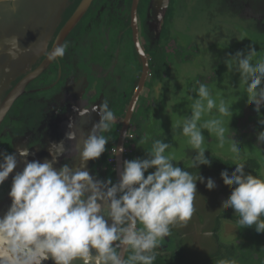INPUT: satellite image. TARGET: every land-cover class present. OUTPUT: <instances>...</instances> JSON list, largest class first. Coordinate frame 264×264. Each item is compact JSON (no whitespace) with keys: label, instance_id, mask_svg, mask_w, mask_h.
Wrapping results in <instances>:
<instances>
[{"label":"clouds","instance_id":"clouds-1","mask_svg":"<svg viewBox=\"0 0 264 264\" xmlns=\"http://www.w3.org/2000/svg\"><path fill=\"white\" fill-rule=\"evenodd\" d=\"M8 43V55L18 59L19 40L14 38ZM66 49V44L54 46L48 59L63 57ZM256 54L255 48L249 46L246 53L237 51L224 61L228 71L239 73L246 84L249 102H255L257 96L264 98V58L253 62ZM193 91L196 98L191 114L183 119L182 134L196 150L188 167L198 169L200 165L211 166L202 147V130L215 133L220 148L224 146L226 131L221 119L201 122L202 117L214 108L221 116H228L231 111L223 100L217 105L205 84ZM85 103L82 101L74 109L80 124L87 123L86 118L93 112L99 120L86 135L82 133L86 137L79 152L82 165L106 151L109 137L104 134L111 130L115 120L107 99L90 107ZM259 110L257 107L256 111ZM259 123L264 125V119ZM75 124L71 121L69 129ZM66 138L74 140L76 132L69 131ZM148 139L145 135L140 143ZM257 141H264V131L257 133ZM239 145L232 137L230 152L235 169L231 175L227 170L220 173L223 183L232 187L230 196L221 202V209H234L239 226L254 227L257 233H264V176L245 172L246 164L239 162ZM171 149V144L155 140L146 158L123 161L115 183L111 179H96L86 170H73L68 164L54 167L68 151L63 141L50 146L52 159L43 162L28 161V150L19 149L24 168L12 177L8 193L11 204L0 217V264H42L49 259L54 264H153L154 250L170 235V226L191 218L196 182H205L203 176H193L177 166ZM17 164V153H0V185ZM215 187V181L207 178L206 188ZM125 252L130 254L125 256ZM221 264L234 262L225 260Z\"/></svg>","mask_w":264,"mask_h":264},{"label":"flooded vegetation","instance_id":"flooded-vegetation-1","mask_svg":"<svg viewBox=\"0 0 264 264\" xmlns=\"http://www.w3.org/2000/svg\"><path fill=\"white\" fill-rule=\"evenodd\" d=\"M186 1L0 0V153H17L18 159L0 185V217L11 204L12 177L24 168L19 149L28 150V161L43 162L52 159L50 146L63 141L68 151L54 167L68 164L96 179L118 181L122 168L110 170L118 167V148L113 153L110 143L99 158L81 164L79 138L91 129L80 124L74 109L82 101L90 107L107 99L114 114L121 113L120 125L132 108L134 125L133 117L142 109L141 97H149L151 91L154 54L175 44L173 16L183 11ZM235 2L238 6L239 0ZM245 2L249 5V0ZM258 2L264 7V0ZM248 16L252 18V12ZM14 38L21 48L15 60L8 55V41ZM59 44L67 45L65 55L50 61L48 53ZM86 119L96 123L99 116L90 114ZM71 121L76 124L69 129ZM69 131L76 132L72 141L66 138ZM130 133L123 143V161L126 155L132 157Z\"/></svg>","mask_w":264,"mask_h":264},{"label":"rangeland","instance_id":"rangeland-1","mask_svg":"<svg viewBox=\"0 0 264 264\" xmlns=\"http://www.w3.org/2000/svg\"><path fill=\"white\" fill-rule=\"evenodd\" d=\"M245 1L247 0H239L238 6L235 0H195L192 4H184L186 12L182 18H178L179 20L175 22V26H173L171 31L173 40H175V45L173 46L174 51L176 50L177 54L181 56L183 60L178 63L173 60L172 65L174 66H172L171 69H164L161 72L162 82L161 85H159L161 90L156 89L155 92L151 90L148 98L149 100L156 96L159 102L164 105V107L156 111L159 118L166 121L165 118L167 117L171 121L170 123L182 122L185 118L184 110L186 109V100L189 96V87L185 85L187 83H191V85L194 84L197 77L201 78V73L203 71L205 72L212 68V66H210L212 65L211 62H207V59L213 55H217L222 47L238 44L234 48H242L239 51L246 53L245 47H247L248 51L249 46H251L257 51L256 56L253 58V62L264 58V7L259 5L260 2H258V0H249V5ZM252 5L254 9L250 7ZM251 12L252 18L249 20L242 17V15H246V13L251 15ZM174 15L180 17L181 13H176ZM218 21L220 22L218 23ZM246 22H248V28L245 24ZM173 87L177 88L176 91H174L176 95L170 93ZM246 87V84L240 79L238 73L237 85H235V90L233 92L236 96H234L235 99L232 100L231 103V106H233L234 115L232 118H234V122L233 124L231 123V125L228 123L230 120L229 115L222 116L221 119L223 122L222 126L226 130L225 143L220 150L221 157L233 161V154L230 152V145L233 137V139L240 144L241 160L248 159V157L251 156L259 159V172L264 176V141H257V133L264 131V125L259 123L261 119H264V98L257 96L255 102H249ZM178 92H180V99L185 97V107L182 101L178 99ZM218 97L220 101L223 100L224 103L226 102L225 99L220 96ZM257 107L260 108L259 112L256 111ZM154 121V124L145 127L153 137L154 135L162 134L164 129L162 127L157 131L156 126L158 120ZM235 122L236 126H238V130L234 125ZM133 126L134 125H131V127ZM202 135L205 137L204 143H207L209 139L214 137L210 146L212 148L217 147L219 141L215 133L209 134L207 130H202ZM158 139H160V136H158ZM181 149V146H172L171 152H174L180 157L179 153L182 152L180 151ZM177 151H179V153ZM125 160H128L127 155L124 157V161ZM187 168L189 172L192 170L188 166ZM198 172H193V176H197L199 174ZM203 177L205 178L204 183H201L199 180L196 182V194L194 195L193 203L197 207V201L200 200L198 196L207 197L210 195L208 198L211 202L209 199H204L205 201L201 200L200 202L207 208L205 211L208 212V214L211 213L213 225H219L220 230L216 233V242L214 245L213 239H206L205 236L207 235L203 236L207 233L203 232L211 227V225L207 223L208 221L211 224V220H205L201 211H193L197 214H202V218H198V220L202 221V225L196 226L199 230L198 236L203 240L209 241L208 245L207 243L205 244L204 241L203 247L205 248L204 252L201 253V257L203 258L201 263L210 264L217 261L216 257L211 256L213 254L210 255V248L212 252L217 250L219 252L222 246V253L225 254L226 246L231 247L234 243L240 244L242 242H247L248 245L254 246L257 243L255 238L264 242V233H252L254 234L252 236L249 231L243 230L236 220L229 219L225 216V214H235V212L232 208L225 210L221 209V202L227 199L232 191V187L223 183L221 175L217 174L216 177H213L212 174H208L207 176L205 174ZM207 178H212L215 181V189L208 190L206 188ZM218 215L219 219L222 217L221 220L218 219ZM219 221L220 224L218 223ZM189 222H193V220L189 219ZM200 230H203V232ZM248 236H250L249 239ZM256 249L260 251L259 248ZM257 254L258 253L253 252L248 255L246 261H237L234 264H264V257H261L263 260L260 261V257Z\"/></svg>","mask_w":264,"mask_h":264},{"label":"crops","instance_id":"crops-1","mask_svg":"<svg viewBox=\"0 0 264 264\" xmlns=\"http://www.w3.org/2000/svg\"><path fill=\"white\" fill-rule=\"evenodd\" d=\"M194 2L195 0H188L185 3H188L189 5ZM182 10L183 11L181 12L180 17L173 16L176 18V21L179 20L178 18H182L184 16L186 9L184 8ZM242 17L247 20L250 19L247 13L246 15H242ZM219 22L220 21H218V23ZM245 24L247 25V28H248V22H246ZM237 45L238 44L222 47L219 50L217 55H213L212 57L207 59V62H211L212 65L210 66H212V68H210L209 70H206L205 72L203 71L201 73V78L197 77L194 84L191 85V83H187L185 85V86L188 85L189 87L188 88L189 96L186 100V104L188 107L185 105V97L180 99V92H178L177 94L178 99L182 101V103L184 104V107L186 106V109L184 110L185 117L191 114V104L193 103V100L196 98L195 96L196 94L193 91V89L198 88L199 84L202 83V84H206L211 97L216 101L217 105H219L220 103V98L218 96L225 99L226 101L225 106L230 108V111H231L229 115L230 120L228 123H230V125L231 123L233 124L234 118L232 117L234 114H233V106H231V103H232V100L235 99L234 96H236L233 94V92L235 90V85H237V74L238 73H236L235 71H228L224 61L230 55H235L237 51L242 49V48L241 49L234 48ZM245 48L247 52V47ZM163 49L164 48H162V50ZM163 51L165 52H162V53L158 52L154 54V57H153L155 58L153 62V69H152L154 77L152 78L150 82L152 92L153 91L155 92L156 89L161 90L159 87V85H161V82H162L161 72L164 69H169V68L171 69V67L174 66L172 65L173 60L177 61L176 63L181 62L183 60L182 57L177 54V51L176 50L174 51V48L172 46L164 49ZM173 88L170 93H174L176 95V92L174 91H176L177 88L176 87H173ZM148 98L149 97L146 95H143L141 97L140 105L142 109L139 112L137 111L135 113L133 117L135 126L131 127V125H133L131 124L129 127V131H128V132L133 133V137L131 138L132 140H130L133 145L131 146L133 148V151H132V154L134 156L133 159L146 158V152L151 150L152 143L155 140H161V141L171 144L172 146L178 145L182 147V149L180 150L182 151L181 153L177 151L180 157H178L177 154H175L174 152H171V154L175 157L173 162L177 166H179L182 170L189 171L187 166L189 164V161L191 160V155L193 157L196 154V150L192 149V147L188 144V138L182 134L183 120L182 122H178V123L177 122L170 123L171 121L167 117L165 118L166 121L159 118L157 116L156 111L159 110L161 107H164V105L159 102V99L156 96L149 100ZM143 107L145 108L143 109ZM213 118L222 119V116L218 113L216 108H214L211 113L203 116L201 122H203V120L213 119ZM154 120H158L157 126H156L157 131L161 129L162 127L164 129H163L162 134H157L156 136L154 135L153 137V135H151L149 130L146 129L145 127L150 126L151 124H154L155 122ZM234 125L236 129L238 130V126H236V122ZM145 135H148L149 139L147 140L146 143L141 144L140 139L141 137ZM158 136H160V139H158ZM213 140H214V137L212 139H209L207 143L203 144V147L206 149L205 157L214 158L215 160L216 158L220 159L222 157H221V151H220L221 148L218 146L219 142L217 144V147L212 148L210 144L212 143ZM112 145H114V143H111V146ZM166 154H168L167 151H166ZM131 158L132 157L130 156L128 160H131ZM151 171H154V169H149V172ZM198 173L201 176L205 174L206 176L208 174H212L213 177H216L217 174L220 175L219 172L215 171V167H210L207 169L200 170ZM147 174L148 173H146L145 175ZM208 197H210V195L207 197L198 196L200 200L197 201V207L193 203V208H194V211L195 210L201 211L203 213V216L205 217V220L207 219L211 220V224L210 222L207 221L208 225H211V227L207 228L206 231L204 232L203 230H200V231L203 233L207 232L203 236L207 235L205 236L206 239H210V238L213 239V243L215 245L216 233L217 231L220 230L219 225H216V224L213 225L212 219H211V213L208 214V212L205 211L207 208L200 202L201 200H204V199L208 200L209 199ZM209 201L211 202L210 199ZM199 217L202 218V214H197L193 212L190 218L193 220V222H189V220H187L186 222H180V223H176L170 226V235L168 237H165L161 245L154 250V255L156 256V259L153 262V264H203L201 263L203 261V258L201 257V253L204 252V248H205L203 247L204 241H205V244L207 243V245L209 241L203 240L202 238L198 236L199 230L196 226L202 225L201 224L202 221L198 220ZM206 217H209V218H206ZM217 217L219 219V215ZM215 218H216V215H215ZM218 223L220 224V221ZM189 225H192V226H189ZM216 252L217 251L212 252V249L210 248V255L211 254L215 255ZM128 254L130 253L126 252V255ZM210 264H221V260L219 259V261L217 260L216 262H212Z\"/></svg>","mask_w":264,"mask_h":264},{"label":"trees","instance_id":"trees-1","mask_svg":"<svg viewBox=\"0 0 264 264\" xmlns=\"http://www.w3.org/2000/svg\"><path fill=\"white\" fill-rule=\"evenodd\" d=\"M208 159L211 160V166L210 167H215L216 172L221 173L222 171L227 170L229 175H231L232 171H234V169H235V165H234L233 161H230V160L225 159L223 157L220 159L216 158V160L214 158H208ZM258 160L259 159H256V158L251 156V157H248V159H243L239 162H243L246 164V166H245V172L246 173H251L253 175H257V174H260V172H259L260 164H259ZM210 167L207 165H200L198 169L191 168L192 170L190 171V173L198 172L200 170L207 169ZM225 216L229 219L236 220L238 222V219H239L238 215L225 214ZM242 229L249 231V233H251V234L257 233V232H255L254 227H244V228L242 227ZM253 235L254 234H252V236ZM250 236H248V239ZM255 240L257 243L254 246L248 245L247 242H242L240 244H235L233 242L234 244L231 245V247L226 246V249H225L226 253L225 254L222 253V246H221L220 251L218 252V250H217L216 254L215 255L213 254L211 256L216 257L217 260H219V258H220L221 261L227 260V261H232V262L236 263L237 261H243V262L246 261L248 258V255L252 254L253 252L254 253L256 252V253H258L257 255L260 257L259 259L261 261V260H263V259H261V257H264V242L263 241L261 242L257 238H255ZM251 248H252V250H251ZM256 248H259L261 252L259 250H257Z\"/></svg>","mask_w":264,"mask_h":264},{"label":"water","instance_id":"water-1","mask_svg":"<svg viewBox=\"0 0 264 264\" xmlns=\"http://www.w3.org/2000/svg\"><path fill=\"white\" fill-rule=\"evenodd\" d=\"M145 76H147V74ZM143 79H144V77H142V80L140 81V83H141L140 86H142L144 84L143 83L144 82ZM133 103H134V101H132V104ZM93 104H97L98 105V104H100V102H99V100H97L96 102L92 103L91 105H93ZM131 110H132V108H130V110L126 113L125 119H124L123 123H121V125H120V122H119V118L121 116V113H119V111L115 112V114H114L115 115V120L112 123L111 130L104 134L107 137H109V143H112L111 140L115 141L114 145H112L111 147H116V149L118 148V154H119L118 160H117L118 167H116V169L115 168H110V170H112V171H114V170H116V171L119 170L120 171V167L122 168V165H123V159H122L123 151H121V149H123V147H124L123 143H124V140L126 139L127 133L129 131V127L131 125V123H130V121H131V112H132ZM91 114H97V113L93 112ZM94 120H95V117H94ZM93 121L91 119L88 123L85 124V127L88 126L91 129L93 124L95 123ZM82 137H85V136L80 135L79 142H78L79 152L82 150V140H83ZM128 141H129V139H128ZM129 144H131L130 141H129ZM118 180H119V177H118ZM124 255H126V252L124 253Z\"/></svg>","mask_w":264,"mask_h":264},{"label":"built area","instance_id":"built-area-1","mask_svg":"<svg viewBox=\"0 0 264 264\" xmlns=\"http://www.w3.org/2000/svg\"><path fill=\"white\" fill-rule=\"evenodd\" d=\"M132 137H133V134L130 133V134L128 135V139H131ZM111 151L114 153V147H111Z\"/></svg>","mask_w":264,"mask_h":264}]
</instances>
